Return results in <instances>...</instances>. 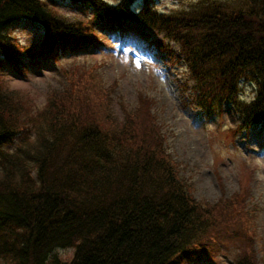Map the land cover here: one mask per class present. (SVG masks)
Returning a JSON list of instances; mask_svg holds the SVG:
<instances>
[{
	"label": "trees",
	"instance_id": "trees-1",
	"mask_svg": "<svg viewBox=\"0 0 264 264\" xmlns=\"http://www.w3.org/2000/svg\"><path fill=\"white\" fill-rule=\"evenodd\" d=\"M67 1L89 6L92 16L71 18L42 0H0V68L6 62L20 72L23 58L33 63L86 52L105 45L104 34L127 31L182 61L183 86L191 81L188 102L203 116L227 112L235 135L255 124L264 128V0L237 7L199 2L171 12L155 9L154 0ZM17 23L42 29L37 51L14 41L10 29ZM96 75L97 64L65 67L61 87H52L35 113L27 97L0 79V260L191 264L233 240V264H261L249 192L212 205L194 198L167 151L154 99L138 92L133 107L119 101V117L110 97L116 82L106 86ZM244 82L254 86L250 100L240 98ZM31 130L34 138L5 149ZM65 247L73 252L61 258L55 251Z\"/></svg>",
	"mask_w": 264,
	"mask_h": 264
},
{
	"label": "rangeland",
	"instance_id": "rangeland-1",
	"mask_svg": "<svg viewBox=\"0 0 264 264\" xmlns=\"http://www.w3.org/2000/svg\"><path fill=\"white\" fill-rule=\"evenodd\" d=\"M43 1L72 18L86 19L92 15V9L86 5L67 0ZM213 1L230 7L245 3V0H160L157 7L159 10L180 11L194 7L199 2L209 4ZM134 6L138 7L139 3H134ZM10 35L15 37L14 41L31 45L37 51L42 29L17 23L10 29ZM152 35L155 38L162 37V34L153 31ZM105 38V45L89 48L86 52L63 53L58 61L40 57H36L33 63L23 60L24 66H20L24 69L22 72L4 62L0 68L1 82L6 90L13 89L27 97L31 101L32 113L43 107L52 87H61L65 67L74 65L86 68L97 64L96 76L101 77L104 85L110 86L117 81L110 97L112 111L119 117V101L133 107L138 92L152 97L153 110L166 136L167 151L176 163L179 176L190 184L194 198L212 205L230 197L232 193L249 192L248 203L255 211L251 235H254L257 255L261 264H264V129L252 126L247 134L242 132L235 135L229 130L234 117L227 112L221 116L214 114L205 121L201 113L188 102L191 81L187 82V88L183 86L187 72L181 60L149 48L147 43L130 33L122 39L115 33ZM170 44L172 50H177L175 43ZM241 88L240 98L250 100L254 95V86L244 82ZM231 109L229 105L224 108L225 111ZM34 135L32 130L22 132L4 147L13 152L25 141L34 138ZM218 245L221 248L218 252L192 259L191 264H233L238 257L235 241L222 240ZM72 252V247L55 251L61 258H68ZM0 264L5 263L0 260Z\"/></svg>",
	"mask_w": 264,
	"mask_h": 264
},
{
	"label": "bare ground",
	"instance_id": "bare-ground-1",
	"mask_svg": "<svg viewBox=\"0 0 264 264\" xmlns=\"http://www.w3.org/2000/svg\"><path fill=\"white\" fill-rule=\"evenodd\" d=\"M78 5H82V4L78 3Z\"/></svg>",
	"mask_w": 264,
	"mask_h": 264
}]
</instances>
